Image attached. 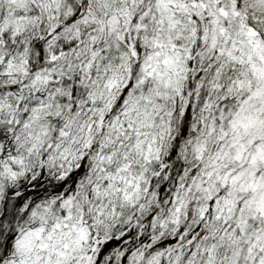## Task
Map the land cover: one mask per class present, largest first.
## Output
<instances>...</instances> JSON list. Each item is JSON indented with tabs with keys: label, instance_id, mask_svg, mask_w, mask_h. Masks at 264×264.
Returning a JSON list of instances; mask_svg holds the SVG:
<instances>
[{
	"label": "snow or ice",
	"instance_id": "snow-or-ice-1",
	"mask_svg": "<svg viewBox=\"0 0 264 264\" xmlns=\"http://www.w3.org/2000/svg\"><path fill=\"white\" fill-rule=\"evenodd\" d=\"M0 264H264V0H0Z\"/></svg>",
	"mask_w": 264,
	"mask_h": 264
}]
</instances>
